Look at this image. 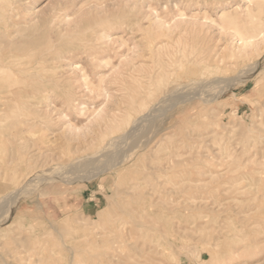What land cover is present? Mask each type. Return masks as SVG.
<instances>
[{"label": "rangeland", "instance_id": "rangeland-1", "mask_svg": "<svg viewBox=\"0 0 264 264\" xmlns=\"http://www.w3.org/2000/svg\"><path fill=\"white\" fill-rule=\"evenodd\" d=\"M0 58V264H264V0H0Z\"/></svg>", "mask_w": 264, "mask_h": 264}, {"label": "bare ground", "instance_id": "bare-ground-1", "mask_svg": "<svg viewBox=\"0 0 264 264\" xmlns=\"http://www.w3.org/2000/svg\"><path fill=\"white\" fill-rule=\"evenodd\" d=\"M21 2V1H20ZM234 18V17H233ZM232 18V19H233ZM21 32H23V31H21ZM260 35H261V33H260ZM10 37V36H9ZM255 36H249L248 38H246V42H245V44H244V46L246 47V46H251L253 43H254V41L255 40H253V38H254ZM11 38V37H10ZM27 39H29V36L27 37ZM10 58H11V56H10ZM7 59L6 58H0V61H6ZM10 60V59H9ZM3 68V67H2ZM1 69V68H0ZM79 70V69H78ZM10 81V80H9ZM9 81H8V84H6V85H9ZM11 81H13V80H11ZM3 85H5V83H6V81L4 80L3 82ZM12 84V83H11ZM14 84H15V81H14ZM16 84H17V81H16ZM1 85V84H0ZM14 86V85H13ZM9 89V88H8ZM10 90V89H9ZM153 107V106H152ZM153 109V108H152ZM150 113H152V112H150ZM96 114V116H100V112H98V113H95ZM93 116V115H92ZM149 117V116H148ZM151 117H152V115H151ZM141 119V118H140ZM47 121V120H46ZM42 122V121H41ZM37 123V122H36ZM99 123V122H98ZM141 123V122H140ZM39 124H41V123H39ZM131 124V123H130ZM152 125V124H151ZM137 126H140V125H138L137 124ZM145 126V125H144ZM141 127V126H140ZM137 128H139V127H137ZM149 129H150V127H148ZM133 129H134V127H133ZM143 129V128H142ZM146 129V128H145ZM144 129V130H145ZM141 130V129H140ZM130 131V130H129ZM136 132H137V130H136ZM52 133V132H51ZM139 133V132H138ZM141 133H142V131H141ZM141 133L140 134H138V136L139 137H141L140 135H141ZM143 133H145V132H143ZM127 135V134H126ZM137 135V134H136ZM135 135V136H136ZM74 136V135H73ZM128 136V135H127ZM131 136V135H130ZM135 138H137V137H135ZM142 139V138H141ZM138 140V139H137ZM123 141V140H122ZM132 141H135V140H131V142ZM131 142H129V144L131 143ZM140 143V142H139ZM112 144V143H111ZM126 144V143H125ZM125 147V146H124ZM58 150V149H57ZM78 150V149H77ZM129 151V150H128ZM106 152V151H105ZM108 152V151H107ZM127 154V153H126ZM101 155V154H100ZM102 156V155H101ZM44 159V158H43ZM54 159V158H53ZM100 159V158H99ZM105 159H106V157H105ZM120 159V158H119ZM92 160V159H91ZM90 160V161H91ZM93 160H95V159H93ZM98 160V159H97ZM82 161V160H81ZM89 161V160H88ZM96 161V160H95ZM111 161V160H110ZM92 162V161H91ZM44 163H45V161H44ZM79 163V162H78ZM81 163V162H80ZM73 164V163H72ZM93 164V163H92ZM89 165V163H85L84 164V167H87ZM73 166V165H72ZM75 166V165H74ZM91 166V165H90ZM68 167V166H67ZM89 167V166H88ZM93 167V166H92ZM70 168H72L71 166H70ZM68 169V168H67ZM72 169H75V168H72ZM92 169V168H91ZM37 172V171H36ZM80 172V171H79ZM69 173V172H68ZM71 173V172H70ZM40 175V174H39ZM31 176V175H30ZM19 179V178H18ZM22 180V179H21ZM27 180V179H26ZM44 182V181H43ZM27 183H29L28 181H27ZM34 184H35V182H34ZM9 185V184H8ZM36 185V184H35ZM20 186V185H19ZM26 187H28V186H26ZM27 190V189H26ZM11 191H13V190H11ZM17 191V190H16ZM28 191V190H27ZM30 191V190H29ZM15 192V191H14ZM11 193V192H10ZM25 193V192H24ZM31 193V192H30ZM147 194V193H146ZM9 195V194H8ZM13 195V194H12ZM16 195V194H15ZM134 195V194H133ZM19 196H20V194H19ZM22 196V195H21ZM135 196H137V195H135ZM8 197V196H7ZM14 198V197H13ZM12 198V199H13ZM16 198H18V197H16ZM10 199H11V196H10ZM134 199V198H133ZM137 199V198H136ZM136 199H134V200H136ZM138 199H139V197H138ZM4 200V199H3ZM7 200V199H6ZM9 200V199H8ZM14 200V199H13ZM140 201H141V199H140ZM139 201V202H140ZM144 201V200H143ZM10 202V201H9ZM11 203H12V201H11ZM3 204V203H2ZM4 205V204H3ZM165 206V205H164ZM8 207H10V206H8ZM122 207V206H121ZM142 207V206H141ZM124 208H127V207H124ZM129 209V208H128ZM149 209V208H148ZM151 209H152V207H151ZM153 210V209H152ZM129 211V210H128ZM154 211H158V210H154ZM3 213V212H2ZM131 213V212H130ZM154 213V212H153ZM157 213V212H156ZM5 214H7V213H5ZM2 215V214H1ZM131 215H132V213H131ZM7 216V215H6ZM148 216H150L149 214H148ZM157 216V215H156ZM158 216L160 217V215L158 214ZM161 216H164V215H161ZM3 218H4V216H2ZM155 217V216H154ZM6 219V218H5ZM150 219V218H149ZM154 219V218H153ZM163 218L161 217V220H162ZM167 219H168V217H167ZM146 220V219H145ZM150 222V221H149ZM167 222V223H166ZM166 222H165V225L164 226H166V224L167 225H169V223H168V220H166ZM130 224V223H129ZM146 224V223H145ZM150 224V223H149ZM145 226V225H144ZM137 227H139V226H137ZM168 227V226H167ZM140 230V229H139ZM55 231V230H54ZM128 233V232H127ZM139 234V233H138ZM145 234H147V232L145 233ZM59 236V235H58ZM139 236V235H138ZM167 237V236H166ZM128 238H130V236H128ZM124 239V238H123ZM132 239V238H131ZM153 240V239H152ZM135 241V240H134ZM140 250V249H139ZM142 250V249H141ZM116 252H117V250H115ZM121 251V250H120ZM151 251V250H150ZM118 253H119V251H118ZM111 257V256H110ZM130 259V258H129ZM147 259H149V258H147ZM114 261H116V260H114ZM130 261V260H129ZM118 263V262H117ZM116 263V264H117Z\"/></svg>", "mask_w": 264, "mask_h": 264}]
</instances>
